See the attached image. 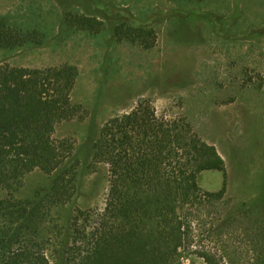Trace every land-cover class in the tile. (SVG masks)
Instances as JSON below:
<instances>
[{"label": "rangeland", "instance_id": "374dc122", "mask_svg": "<svg viewBox=\"0 0 264 264\" xmlns=\"http://www.w3.org/2000/svg\"><path fill=\"white\" fill-rule=\"evenodd\" d=\"M69 2L67 14L99 16L101 31L89 33L69 19L56 35L63 11L56 0H0V18L44 36L42 46L6 51L0 61L29 69L68 64L78 73L71 93L76 115L52 135L72 146L78 167L74 202L52 210L42 226L52 264L70 214L104 208L107 167L93 161V142L109 119L141 100L150 101L158 116L185 118L225 163L221 199L204 195L222 190L221 172L198 177L203 195L183 213L179 264H203V253L218 264H252L264 236V0ZM197 14H209L213 24ZM117 26L152 31V47L126 31L115 38ZM51 179L33 171L13 197L32 199Z\"/></svg>", "mask_w": 264, "mask_h": 264}, {"label": "trees", "instance_id": "16d2710c", "mask_svg": "<svg viewBox=\"0 0 264 264\" xmlns=\"http://www.w3.org/2000/svg\"><path fill=\"white\" fill-rule=\"evenodd\" d=\"M56 2L63 7L56 35L69 19L89 33L101 31L99 16L67 14L72 2ZM196 17L212 22L209 14ZM33 30L0 18V54L27 44L42 46L44 36ZM123 31L152 47V31L143 26H117L114 37ZM77 75L68 64L29 69L0 61V192L5 194L0 199V264H52L42 226L52 210L74 202L78 187L72 146L52 135L57 125L76 115L71 93ZM92 159L107 167L104 208L70 214L56 264H179L186 243L183 213L203 195L199 175L221 172L222 190L204 195L221 199L225 192V163L215 147L185 118L158 116L148 100L102 126ZM33 171L52 177L48 188L29 200L15 199ZM200 258L203 264H218L210 254ZM252 264H264V236Z\"/></svg>", "mask_w": 264, "mask_h": 264}]
</instances>
